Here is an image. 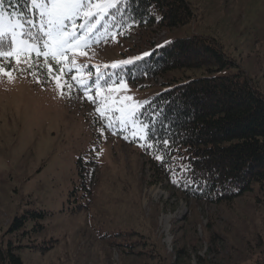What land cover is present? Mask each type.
<instances>
[{"label":"rangeland","instance_id":"obj_1","mask_svg":"<svg viewBox=\"0 0 264 264\" xmlns=\"http://www.w3.org/2000/svg\"><path fill=\"white\" fill-rule=\"evenodd\" d=\"M188 1L197 18L187 27L132 25L120 33L108 15L124 0H90L104 7H93L91 18H76L69 27L76 39L63 55L42 54L34 63L29 47L0 56V235L6 245L59 242L46 254L24 251L26 264H255L264 253V207L253 197L219 205L186 200L152 176L132 145L145 137L137 119L143 105L201 75L177 70L152 82L117 79V68L166 41L194 34L219 39L264 88V0ZM30 9L36 17L27 20L3 11L38 36L39 14ZM43 40L37 42L42 53ZM80 159L91 164L78 184ZM75 182L91 194L70 216L60 211L71 207L67 196ZM42 210L53 217L31 219ZM23 215L27 226L9 232L11 221ZM35 223L46 230L32 240L34 234L20 236Z\"/></svg>","mask_w":264,"mask_h":264},{"label":"trees","instance_id":"obj_2","mask_svg":"<svg viewBox=\"0 0 264 264\" xmlns=\"http://www.w3.org/2000/svg\"><path fill=\"white\" fill-rule=\"evenodd\" d=\"M2 8L23 14L25 20L36 17L30 0H4ZM108 17L118 32L125 33L132 25L167 31L184 28L195 22L197 14L188 0H124ZM41 36L39 30V40ZM31 60L40 62L42 54ZM177 70L200 71L201 75L153 95L143 105L137 119L145 126V137L134 138L132 145L147 159L152 176L171 183L175 194L186 200L219 205L251 196L264 207V88L260 80L230 57L219 39L201 34L166 41L115 72L118 80L138 83L164 79ZM88 164L83 159L77 161L78 184L85 181L83 168ZM82 183L81 189L74 183L67 196V204L72 205L61 213L75 216L84 208L91 193ZM53 215L42 210L32 213L31 219ZM28 220L24 215L16 217L9 232L26 227ZM42 230L46 227L35 223L20 236L34 234L32 240ZM34 242L30 246L6 245L0 235V264H26L21 255L27 249L46 254L59 243L54 238ZM255 264H264V253Z\"/></svg>","mask_w":264,"mask_h":264},{"label":"snow or ice","instance_id":"obj_3","mask_svg":"<svg viewBox=\"0 0 264 264\" xmlns=\"http://www.w3.org/2000/svg\"><path fill=\"white\" fill-rule=\"evenodd\" d=\"M30 2L32 8L39 14V29L44 37L43 48L46 51L41 52L37 43L39 37L31 30H26L22 21L3 11L4 0H0V56L11 55L17 48L19 51H26L29 47L36 52L37 57L41 54L45 56L51 54L53 57L63 55L65 49L76 39L75 34L69 31L76 18L81 14L91 18L96 15L93 7L97 11L104 7L100 2L93 5L90 0H30ZM27 23L35 26L32 20H28ZM3 71L4 69L0 67V72ZM163 143L166 144L167 141Z\"/></svg>","mask_w":264,"mask_h":264}]
</instances>
